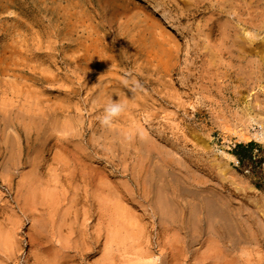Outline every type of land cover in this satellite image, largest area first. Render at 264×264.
Masks as SVG:
<instances>
[{
	"label": "rangeland",
	"instance_id": "374dc122",
	"mask_svg": "<svg viewBox=\"0 0 264 264\" xmlns=\"http://www.w3.org/2000/svg\"><path fill=\"white\" fill-rule=\"evenodd\" d=\"M238 10L264 0H0V264H264V28Z\"/></svg>",
	"mask_w": 264,
	"mask_h": 264
},
{
	"label": "bare ground",
	"instance_id": "6f19581e",
	"mask_svg": "<svg viewBox=\"0 0 264 264\" xmlns=\"http://www.w3.org/2000/svg\"><path fill=\"white\" fill-rule=\"evenodd\" d=\"M235 9V8H234ZM233 9V10H234ZM250 9V8H249ZM248 12V11H247ZM233 13H234V15L236 14V16H238V17H241V16H243L244 18H242L241 17V23L242 24H244V26H246V27H248V28H251V29H253V30H256V31H258V32H261L262 30H263V28H264V11L263 12H260V13H262V17L260 18V19H257V16H258V14L259 13H257V14H255L254 15V13H252V12H248V13H246L247 15L246 16H244V13L242 14H240V12H239V10L237 11V12H235V11H233ZM240 19V18H239ZM257 22H259V23H257ZM257 23V24H256ZM170 27H172V26H170ZM258 36V35H257ZM248 39V38H247ZM249 40V39H248ZM261 40V39H260ZM263 40V39H262ZM245 41H246V39H245ZM244 41V42H245ZM243 42V43H244ZM247 42V41H246ZM255 43V44H254ZM247 43H245L244 45H246ZM243 45V44H242ZM248 45V44H247ZM259 45L263 48L264 47V43H263V41H258V42H256V40H252V41H250L249 42V45H248V47H249V49L252 47V48H254V47H256V48H259ZM260 47V48H261ZM244 48H245V46H244ZM240 49V48H239ZM244 50V49H243ZM263 51V50H262ZM5 112V111H4ZM23 112H25V111H23ZM9 113V112H8ZM5 114V113H4ZM5 116V115H4ZM3 116V119L7 116H5L4 117ZM24 116V115H23ZM31 116V115H30ZM32 117V116H31ZM33 117H35V116H33ZM26 118V117H25ZM7 119V118H6ZM5 120V119H4ZM10 120V119H9ZM7 120H5V122H6ZM35 121V120H34ZM8 122V121H7ZM9 127V126H8ZM67 130V129H66ZM65 130V131H66ZM264 130V129H263ZM261 131V132H254L252 135H251V137H253L255 140H257V141H261V142H263L264 141V131ZM67 132V131H66ZM38 137H39V135H37ZM44 136V139H45V141H46V137H48V134L47 135H43ZM146 137H147V135H145ZM238 137H239V139L241 140V141H244V142H246V140H247V138H246V136H244V134L243 133H239L238 134ZM103 139V143L104 144H106L105 146H102V147H108L107 148V150H108V154H110V157L112 158L114 155V150H113V141H117V140H119V142H126L125 140H124V138H121V136H116V134H113V133H111V134H109L108 136H106V137H104V138H102ZM146 139H148V138H146ZM106 140H110L108 143H106L105 141ZM142 141H145V137L143 136V139L141 140L140 139V145L141 146H144L143 145V142ZM260 142V143H261ZM9 143H11V142H9ZM145 143V142H144ZM15 144V143H14ZM30 144V143H29ZM107 144H109L108 146H107ZM10 145V144H9ZM28 145V144H27ZM98 145H100V144H98ZM13 147V146H12ZM26 147L27 146H23V147H20L19 146V148H18V151H16V153H15V156H16V158H17V161L19 162V159L21 158V156H22V154L24 155L25 154V152H26ZM122 149H123V146H122ZM143 149V148H142ZM28 152V151H27ZM143 152V151H142ZM166 152H164V154H165ZM36 154V153H35ZM38 154V153H37ZM162 153H160L158 156H160ZM148 155V154H147ZM167 155V154H166ZM222 155L226 158V159H230V158H234L232 155H230V154H227V153H225V152H223L222 153ZM148 157V156H147ZM114 158H115V156H114ZM113 158V159H114ZM155 157H153L152 159H154ZM161 158V157H160ZM151 159V160H152ZM156 159V158H155ZM37 160V156L36 155H34L33 157H31V161H32V163H35V161ZM111 162H112V160H110ZM150 160H148V162H149ZM158 162V161H157ZM157 162H152L153 164L154 163H157ZM113 163V162H112ZM163 163V162H162ZM114 164V163H113ZM113 166V165H112ZM151 177V178H150ZM149 181H145V185H144V187H142L141 189L144 191H146L147 190V185L149 186L148 187V189H149V191H150V194H151V204H150V207H151V209H152V214L153 215H149L150 217H154V218H156V220H157V223H158V225L162 228V227H167L168 225H175V224H177L178 222H181V223H184V220H185V217H184V215H182V214H180L179 212H177V209L175 208V206H177L176 205V202H174V200H167V199H165V198H163L162 196L160 197L159 196V194H160V190L161 189H163L164 188V186L163 185H159V182L157 181V180H155V178L153 177V176H149ZM160 180H162V179H160ZM163 181V180H162ZM132 183H136V182H134V181H132ZM106 187H107V185H106V183L105 182H103V184H102V186H101V190H104V188L106 189ZM123 188H125L124 186H123ZM100 189V188H99ZM138 190H139V188H138ZM126 196H131V192H129V190L128 189H126V192L124 193ZM184 200H185V198H183ZM186 202V201H185ZM203 202H207L208 203V198H205V200L203 201ZM207 203H206V209H205V207H204V209H205V217L207 218V220L208 221H212L213 219H214V217H218V218H220V219H222V220H224V221H226L227 222V219H226V217H225V215H224V213L222 214V212L218 209V208H216L211 202L207 205ZM203 209V208H202ZM199 214H202V212H200L199 211ZM199 221H200V219H199ZM197 222H194V225L196 224ZM193 230V229H192ZM195 231V230H194ZM192 232V235H190L191 237H192V241H195L196 240V237H195V232Z\"/></svg>",
	"mask_w": 264,
	"mask_h": 264
},
{
	"label": "clouds",
	"instance_id": "9594fccd",
	"mask_svg": "<svg viewBox=\"0 0 264 264\" xmlns=\"http://www.w3.org/2000/svg\"><path fill=\"white\" fill-rule=\"evenodd\" d=\"M127 85V81H125ZM143 85L139 82H135L133 87L130 89L134 94L137 90H142ZM127 105L120 101H112L107 104L103 109V115L100 118V124L104 127L111 128L115 119L120 117L122 113L126 111ZM137 134L140 135V138L143 139V134L139 130H137ZM126 139L132 140L133 134L128 133L126 134Z\"/></svg>",
	"mask_w": 264,
	"mask_h": 264
},
{
	"label": "trees",
	"instance_id": "16d2710c",
	"mask_svg": "<svg viewBox=\"0 0 264 264\" xmlns=\"http://www.w3.org/2000/svg\"><path fill=\"white\" fill-rule=\"evenodd\" d=\"M254 146L253 143H250L249 145L245 146V145H239L237 146V149L235 152H234V155L238 157V160H239V164L241 166H245L246 163H249L248 161H245L243 160V158L241 157L242 155H246L248 152H250L251 148Z\"/></svg>",
	"mask_w": 264,
	"mask_h": 264
},
{
	"label": "built area",
	"instance_id": "2783aa9c",
	"mask_svg": "<svg viewBox=\"0 0 264 264\" xmlns=\"http://www.w3.org/2000/svg\"><path fill=\"white\" fill-rule=\"evenodd\" d=\"M245 172H246V173H249V170H247V169L245 168Z\"/></svg>",
	"mask_w": 264,
	"mask_h": 264
}]
</instances>
